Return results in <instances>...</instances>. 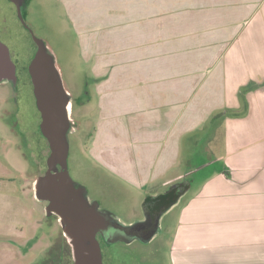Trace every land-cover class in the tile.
<instances>
[{"label":"crops","instance_id":"0c3cea01","mask_svg":"<svg viewBox=\"0 0 264 264\" xmlns=\"http://www.w3.org/2000/svg\"><path fill=\"white\" fill-rule=\"evenodd\" d=\"M75 1L82 0H62L91 58L99 131L118 124L120 156L138 170L130 176L124 165L122 178L145 198L181 183V175H168L197 133L222 116L220 167L167 213L176 214L172 264H264V86L247 93L246 112L238 95L248 79L264 81V48L255 42H264V0H103L83 21ZM92 39L107 41L104 56L86 49ZM13 233L0 228V243L11 240L0 246V264H17Z\"/></svg>","mask_w":264,"mask_h":264},{"label":"rangeland","instance_id":"374dc122","mask_svg":"<svg viewBox=\"0 0 264 264\" xmlns=\"http://www.w3.org/2000/svg\"><path fill=\"white\" fill-rule=\"evenodd\" d=\"M101 2L103 0L72 2L71 8L76 10V21L78 19L83 21L87 14L92 13V7H97ZM2 6L8 10V17L2 24H8L16 38L0 32V40L9 46L18 74L23 71L30 88L29 93L22 94L21 83L17 84L16 90L11 83H0V228L18 230V235L11 234L14 241H12L14 257L17 264H30L42 252L47 232L50 233L49 227L44 222L42 207L36 202L34 190L30 187V183L38 173V168L42 169V162L38 163L40 157L37 147L32 144L34 137L32 122L40 121V112L28 71L36 47L30 31L22 26L14 13V4L10 0H0V7ZM88 7L90 10H87ZM71 8L69 6V10ZM26 21L34 33L44 39L55 53L63 81L72 96V117L75 128L70 134L68 162L70 160L73 177L78 178L89 188L90 197L96 199L102 208L118 215L126 223L141 220L145 217L146 192L122 178V171L126 168L130 167V176H134L138 170H135L133 162L126 164L120 156L123 152L124 136L122 132H118V124L114 129L105 126L106 128H101L99 131L98 120L102 106L99 93L94 86L95 76L89 66L92 64L91 58L86 59L79 33L69 18L65 4L62 0H30ZM83 27L86 25L84 24ZM251 28L253 29L252 26ZM259 32L264 35L262 27ZM83 42L86 49L88 47L95 52H101L103 56L108 48L105 40L92 39ZM255 42H258V48H264L262 39H255ZM248 48H253V44H249ZM192 75L203 78V73H192ZM211 78L207 77L209 81ZM245 78L247 80V76ZM229 106L233 107V105ZM192 107L193 114H198L201 107L197 105ZM215 118L207 128L197 133L196 139L191 140L193 143L189 144V148L184 153L186 160L184 163L179 162V170L175 175L173 171L168 175L183 177L181 180L183 186L179 187V190L187 185H189L188 189L191 185L195 186L204 175L220 167L224 155L222 150L224 133L222 116ZM243 125L245 129L246 123ZM237 128L243 129L242 125L238 124ZM248 129L251 130L250 136L257 137L251 126H248ZM84 143L87 144V150L82 147ZM77 148L82 152L81 157L76 152ZM85 152L93 153L101 162L104 160L107 168L97 161L93 163L92 159L89 160L84 155ZM109 162L112 166L110 169ZM95 167L99 170L96 171ZM171 188L173 187H168L167 190ZM175 224L176 214L172 212L163 217L159 233L148 242L113 241L108 246V252L112 256L110 264H172L170 241ZM2 239L0 246L11 241Z\"/></svg>","mask_w":264,"mask_h":264},{"label":"water","instance_id":"95a60500","mask_svg":"<svg viewBox=\"0 0 264 264\" xmlns=\"http://www.w3.org/2000/svg\"><path fill=\"white\" fill-rule=\"evenodd\" d=\"M11 1L16 4L20 20L36 43L28 71L42 116L41 129L51 148L47 171L33 182L35 197L41 201L48 200L47 212L59 216L75 264H104L98 233L106 244L117 240L148 242L157 236L163 217L179 202L183 193L171 205L159 209L155 216L148 211L149 200L144 202L145 217L126 223L118 215L102 208L96 199L90 197L86 186L73 179L68 168L70 134L75 128L72 96L63 81L55 53L26 21L24 10L27 0ZM7 82L13 85L14 90L17 89V65L9 46L0 40V83Z\"/></svg>","mask_w":264,"mask_h":264},{"label":"flooded vegetation","instance_id":"af4514ba","mask_svg":"<svg viewBox=\"0 0 264 264\" xmlns=\"http://www.w3.org/2000/svg\"><path fill=\"white\" fill-rule=\"evenodd\" d=\"M10 2H12L14 4V8H15L14 13L18 17L22 26L25 27L19 18L16 4L11 0H10ZM28 3H29V0H27V6L24 10L25 18H26V14H28ZM7 17H8L7 8L4 6L0 7V32L3 34H6V35L9 34V36L12 38H16L13 35V32L10 30L9 25L8 24H5V25L2 24L3 21H6ZM19 83H21L22 94H23V92L29 93L30 85H29L28 79L23 74V71H21V73L18 74V69H17V84L19 85ZM31 85L33 87L32 82H31ZM72 114H73V111H72ZM39 116H40V118H39L40 121L38 123L32 122L34 124V127H33L34 128V130H33L34 131V137H33L32 144L37 147L39 157L41 159V160L39 159L38 163L42 162L41 163L42 169L40 170V168H38V170H37L38 173H37L35 179L47 171V169H48V157H49L50 151H51L48 138L44 135V133L41 129V121H42L41 112H40ZM86 146H87L86 143H84V145H82L83 148L85 147L84 149H86ZM77 149H76V152L78 153V156L81 157L82 152L79 149L78 150ZM84 155L87 156V158L89 160L92 159L93 163H95L97 161L100 165L104 166L103 163L93 153H86L85 152ZM69 157H70V154H69ZM79 157H77V158L81 159ZM69 162H70V160H69ZM69 162H68L69 172H70L71 176L73 177ZM61 168H62L61 165H59V169H61ZM95 170L98 171L99 168L95 167ZM35 179L30 183V187L33 190H34L33 182L35 181ZM73 179L84 185V183L81 182L78 178L73 177ZM86 188L89 192V188L87 186H86ZM34 196H35V193H34ZM149 197L150 196H148V198ZM153 200H154V198L149 200V202L147 204V208H148V210H150V212L153 214V216H155V214L157 213L156 209L159 207V205L158 204L156 205L155 201H153ZM36 202L38 204H40L42 207L43 215H44V222L49 227L50 233L48 234V232H47L46 241H45V243L43 242L44 247L42 249V252L39 253L37 255V257H35V259H33L31 261L30 264H75L73 254H72L71 245L69 243L67 236L64 233V230H63V227L61 225L59 216L56 214H49L47 212L46 206L49 203L48 200L41 201V200H38L36 198ZM97 237L101 243L104 264H110L112 256L108 252L109 244H106L104 238L102 237V235L100 233H98ZM44 239H45V237H44Z\"/></svg>","mask_w":264,"mask_h":264},{"label":"trees","instance_id":"16d2710c","mask_svg":"<svg viewBox=\"0 0 264 264\" xmlns=\"http://www.w3.org/2000/svg\"><path fill=\"white\" fill-rule=\"evenodd\" d=\"M32 41L34 42L33 39H32ZM34 45L36 47V43L35 42H34ZM263 85H264V82L260 83V82H256V81L252 80V81H249L247 84H244V85H242L240 87V89L238 91V95H239V99L241 101V108L247 109V99H246L247 93L252 91V90H255V89L259 88V87H262ZM182 184H183V182L177 184L176 187L171 188L167 193L160 194V195H158L155 198L153 196H150L149 198H148V196H146L145 202H147L148 200H151V199L154 198L153 201H155L156 205L157 204L159 205V207L156 209V212H157L163 206L166 207V206L171 205L173 202H175L177 200V198L182 193H184L188 189L189 185L184 186V188H182V190H179V187L183 186Z\"/></svg>","mask_w":264,"mask_h":264}]
</instances>
